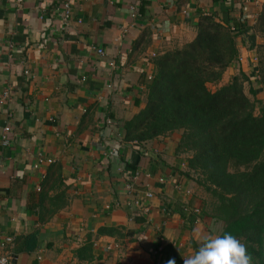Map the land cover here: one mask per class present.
I'll use <instances>...</instances> for the list:
<instances>
[{"label": "crops", "instance_id": "obj_1", "mask_svg": "<svg viewBox=\"0 0 264 264\" xmlns=\"http://www.w3.org/2000/svg\"><path fill=\"white\" fill-rule=\"evenodd\" d=\"M263 1L0 0V97L10 92L0 135L11 127L9 145L0 140V242L12 238L0 255L10 264H154L169 245L185 260L191 241L213 237L220 223L183 172L181 132L125 141L124 123L145 105L154 59L193 40L205 15L247 27L215 86L234 68L248 75ZM40 157L51 162L35 167ZM30 233L36 247L17 251Z\"/></svg>", "mask_w": 264, "mask_h": 264}, {"label": "trees", "instance_id": "obj_2", "mask_svg": "<svg viewBox=\"0 0 264 264\" xmlns=\"http://www.w3.org/2000/svg\"><path fill=\"white\" fill-rule=\"evenodd\" d=\"M233 25L205 15L193 40L157 56L145 105L124 123L125 141L180 131L177 151L188 155L183 172L211 194L206 213L223 222L217 236L190 242L194 251L187 261L169 245L154 264H264V109L254 113L244 89L251 78L243 71L214 91L208 88L238 57L236 36L247 27ZM252 28L258 39L256 77L264 87V1ZM18 241L17 251L30 252L37 234Z\"/></svg>", "mask_w": 264, "mask_h": 264}, {"label": "rangeland", "instance_id": "obj_3", "mask_svg": "<svg viewBox=\"0 0 264 264\" xmlns=\"http://www.w3.org/2000/svg\"><path fill=\"white\" fill-rule=\"evenodd\" d=\"M252 54L253 55L250 57V62H249L248 68L246 70V72L248 73V75H250V78L251 79L248 80V81H244V89H245V92L248 94V96L250 97V99L252 100V102L254 104V113L255 114H258V113L261 112V110L264 109V87H263L262 84H260L259 78L256 77L257 72H258V63H259V57L258 56L259 55L257 54L256 50H255V52L253 51ZM239 70L240 69H238V71L235 70V68L233 69V71L235 73L236 72L239 73ZM232 76H233V74H232ZM231 77H230V79H231ZM215 85H216L215 83H209L208 84V88L210 90L214 91V90H216L218 88ZM250 89H254L255 94L251 95L250 92H249ZM197 188L199 189L200 195L205 200V205H206V208L205 209L207 211H210V202L213 201V197L202 186H200V185L197 184ZM213 220L214 221H218L215 218ZM219 223L220 224H217V226H214V232L216 233V234H214V236H217L219 234V232H220V230L222 228L221 226H223V222L222 221H219ZM185 260L187 261L188 258L186 257Z\"/></svg>", "mask_w": 264, "mask_h": 264}, {"label": "built area", "instance_id": "obj_4", "mask_svg": "<svg viewBox=\"0 0 264 264\" xmlns=\"http://www.w3.org/2000/svg\"><path fill=\"white\" fill-rule=\"evenodd\" d=\"M63 14H64V20H66V18L69 17L70 14V9H69V5L68 3H64L63 4ZM98 52L101 53V49H98ZM25 73H27V71H25ZM9 91L5 90L2 93V96L0 97V104H4L7 99H9ZM11 131V127L10 125L7 123L4 125V127L2 128V132L0 135V140H1V144L3 146H8L9 145V133ZM51 162V159H44L43 157L38 158L37 164H35V167H38V165L42 162ZM129 189L131 188V185L127 186ZM145 197L146 198H152L153 197V193L151 191H148L145 193ZM134 204L136 205V207L141 208L142 209V201L139 199H135ZM143 210L146 211V209L143 207ZM12 242V238L11 237H6L3 241L0 242V246L4 247L5 245L9 244ZM0 264H10V258L7 255H0Z\"/></svg>", "mask_w": 264, "mask_h": 264}]
</instances>
